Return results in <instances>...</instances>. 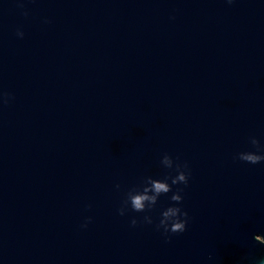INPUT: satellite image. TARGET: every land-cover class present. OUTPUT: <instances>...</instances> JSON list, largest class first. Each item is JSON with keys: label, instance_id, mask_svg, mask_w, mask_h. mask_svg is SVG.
Instances as JSON below:
<instances>
[{"label": "water", "instance_id": "1", "mask_svg": "<svg viewBox=\"0 0 264 264\" xmlns=\"http://www.w3.org/2000/svg\"><path fill=\"white\" fill-rule=\"evenodd\" d=\"M250 137L264 147V0H0V264H259ZM165 153L190 171L167 239L172 192L117 211L176 175Z\"/></svg>", "mask_w": 264, "mask_h": 264}, {"label": "clouds", "instance_id": "2", "mask_svg": "<svg viewBox=\"0 0 264 264\" xmlns=\"http://www.w3.org/2000/svg\"><path fill=\"white\" fill-rule=\"evenodd\" d=\"M228 2L231 3L232 0H228ZM17 35L22 37L23 33L18 31ZM250 143L256 151L239 152L235 158L250 164L264 161V147L260 145L255 137H250ZM160 163L166 169H174L176 175L171 176L166 174L163 179H154L152 176L144 177L140 185L133 186L126 192L121 207L117 211L119 215H124L129 208L137 213L150 211L157 204L158 198L161 195L172 192L170 200L174 203L161 211L159 223L156 225L158 230H163V234L167 239L171 233H183L186 230L188 213L183 211L179 206L183 200L180 194L183 189L177 188L176 191H173L172 186L179 184L187 186L190 171L186 162L183 164L176 162L174 164L173 159L167 153L162 156ZM169 180L171 181L170 183ZM116 187L119 188V185ZM90 220V217L86 218V222L82 227H86L87 222H90ZM143 221L149 224L152 223L151 217L147 215L143 217ZM137 222L136 217L130 220L132 226H136ZM254 240L264 245V237L261 235H255ZM259 264H264V260L259 261Z\"/></svg>", "mask_w": 264, "mask_h": 264}]
</instances>
